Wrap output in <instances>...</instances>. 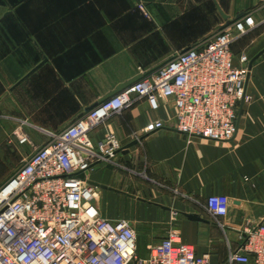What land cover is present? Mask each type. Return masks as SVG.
Masks as SVG:
<instances>
[{"label":"crops","instance_id":"crops-1","mask_svg":"<svg viewBox=\"0 0 264 264\" xmlns=\"http://www.w3.org/2000/svg\"><path fill=\"white\" fill-rule=\"evenodd\" d=\"M245 14L255 25L232 42L236 63L264 49V0H0V188L37 147L140 68L156 71ZM246 91L253 100L241 105L231 140L176 130L172 98L158 108L137 98L90 132L96 148L110 132L121 148L138 140L97 159L84 179L104 217L130 221L141 255L177 231L198 254L210 252L209 264H229L245 228L264 217V52ZM155 121L163 127L145 132ZM210 195L228 200L219 222L206 208Z\"/></svg>","mask_w":264,"mask_h":264},{"label":"built area","instance_id":"built-area-1","mask_svg":"<svg viewBox=\"0 0 264 264\" xmlns=\"http://www.w3.org/2000/svg\"><path fill=\"white\" fill-rule=\"evenodd\" d=\"M138 8L149 16L144 4ZM254 25L253 15L245 14L205 43L180 51L156 71L140 68L136 82L37 147L0 188V264H209L210 252L198 254L177 231L151 246L148 255H141L130 221L104 217L95 202L96 188L80 173L121 148L114 132L96 148L90 132L141 97L152 108H158L160 99L172 98L175 128L181 133L216 141L234 138L240 107L253 96L246 91L250 60L242 54L236 63L231 44ZM163 125L150 122L144 131ZM16 134L21 143L27 141L25 135ZM206 208L219 222L228 213V200L210 195ZM243 239L228 263L264 264V217L245 228Z\"/></svg>","mask_w":264,"mask_h":264},{"label":"water","instance_id":"water-1","mask_svg":"<svg viewBox=\"0 0 264 264\" xmlns=\"http://www.w3.org/2000/svg\"><path fill=\"white\" fill-rule=\"evenodd\" d=\"M229 23V22H228ZM264 52V49L262 51L259 52V54L256 55L255 58H253L250 62H249V67L251 68V65L253 63V61L259 56L261 55L262 53ZM141 77V75L135 77V78H132L131 80H128L122 84H120L117 89L109 94H107L106 96H104L103 98H101L98 102H96L95 104H93L92 106H90L89 108H87L86 110H91L92 108H94L95 106H97L98 104H100L101 102H103L104 100H106L107 98L117 94L118 92H120L121 90L125 89L126 87H128L129 85H131L132 83L136 82L139 78ZM240 116V111H239V115H238V118ZM138 142V140H134L133 142L129 143L128 145L124 146L123 148H120L119 150L121 149H129L131 146L135 145L136 143ZM88 173V170H85L83 172L80 173V176L85 178L86 174ZM94 184L97 185V183L95 182H92ZM188 216L192 219H195V220H200L202 218H200V216H198L197 214H188Z\"/></svg>","mask_w":264,"mask_h":264}]
</instances>
